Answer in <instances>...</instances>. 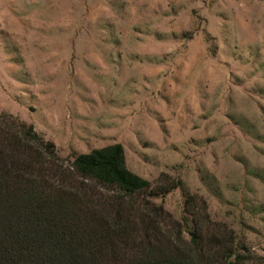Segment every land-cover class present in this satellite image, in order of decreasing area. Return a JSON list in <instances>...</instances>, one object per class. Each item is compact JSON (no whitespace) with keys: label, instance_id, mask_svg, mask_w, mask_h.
Here are the masks:
<instances>
[{"label":"rangeland","instance_id":"1","mask_svg":"<svg viewBox=\"0 0 264 264\" xmlns=\"http://www.w3.org/2000/svg\"><path fill=\"white\" fill-rule=\"evenodd\" d=\"M1 113L65 163L121 142L151 190L182 181L141 203L183 224L190 194L207 251L211 234L234 233L245 264H264V0H0Z\"/></svg>","mask_w":264,"mask_h":264},{"label":"trees","instance_id":"2","mask_svg":"<svg viewBox=\"0 0 264 264\" xmlns=\"http://www.w3.org/2000/svg\"><path fill=\"white\" fill-rule=\"evenodd\" d=\"M88 182L112 190V198L103 202L88 193ZM177 186L182 181L170 178L151 190V181L127 166L121 142L65 163L56 144L33 124L1 113L0 264H245L252 259L234 233L211 234L205 249L202 230L209 216L205 206L196 208L194 196L185 199L183 224L162 205L138 200L141 193L163 195ZM167 221L179 226L173 241L163 230Z\"/></svg>","mask_w":264,"mask_h":264}]
</instances>
